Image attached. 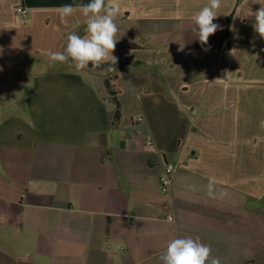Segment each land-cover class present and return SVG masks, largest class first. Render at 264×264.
<instances>
[{
  "label": "crops",
  "instance_id": "0c3cea01",
  "mask_svg": "<svg viewBox=\"0 0 264 264\" xmlns=\"http://www.w3.org/2000/svg\"><path fill=\"white\" fill-rule=\"evenodd\" d=\"M89 2L0 0V86L38 69L0 106V264H161L180 237L264 264V38L237 16L264 0H223L207 45L191 19L207 0H119L115 71L51 62L86 26L57 9Z\"/></svg>",
  "mask_w": 264,
  "mask_h": 264
},
{
  "label": "clouds",
  "instance_id": "9594fccd",
  "mask_svg": "<svg viewBox=\"0 0 264 264\" xmlns=\"http://www.w3.org/2000/svg\"><path fill=\"white\" fill-rule=\"evenodd\" d=\"M222 4L223 0H207V3L192 15V31L201 45H207L209 37L221 29V26L213 21L219 16L218 10ZM77 10L85 18V34L82 36L75 31L69 33L63 52L48 53L50 61L71 63L77 71L103 69L105 65L107 68L104 70L115 71L118 58L113 52L121 38L117 39L120 29L116 23L121 10L119 0H90L85 5H79L78 9L71 4L62 5L57 9L62 23H67L68 18ZM237 16L241 19L254 16V31L264 38V5L254 13ZM213 184L214 181L210 180L209 196H213ZM168 220L174 223L171 216ZM159 259L161 264H221L219 258L211 256L209 245L191 237L171 239Z\"/></svg>",
  "mask_w": 264,
  "mask_h": 264
},
{
  "label": "rangeland",
  "instance_id": "374dc122",
  "mask_svg": "<svg viewBox=\"0 0 264 264\" xmlns=\"http://www.w3.org/2000/svg\"><path fill=\"white\" fill-rule=\"evenodd\" d=\"M60 65V64H59ZM58 65V66H59ZM52 67H55V65H52ZM38 69H32L29 67H26L22 69L20 73H16L12 78V83L14 84L13 87H3L0 86V93L6 92L5 95H3L2 101H0V106L3 105V103L12 105L13 107H17L19 101H23L25 99L26 92L29 88V86L32 84V81L34 79V75L36 74ZM102 71V70H98ZM89 78V77H88ZM106 79L103 74L99 76V80ZM98 82L97 80H95ZM1 95V96H2Z\"/></svg>",
  "mask_w": 264,
  "mask_h": 264
},
{
  "label": "built area",
  "instance_id": "2783aa9c",
  "mask_svg": "<svg viewBox=\"0 0 264 264\" xmlns=\"http://www.w3.org/2000/svg\"><path fill=\"white\" fill-rule=\"evenodd\" d=\"M17 15L23 20H26L28 17L27 10L24 7H19L17 9ZM142 121H144V118L140 117L138 119V122H142ZM146 145L153 146L154 145L153 139L148 138L146 141ZM175 172H176V166L169 164V163L164 164V167H163V170L160 176V183H161L160 185H161V191L165 195L170 194L172 192ZM170 216L173 218V221H175L172 215H168L167 220Z\"/></svg>",
  "mask_w": 264,
  "mask_h": 264
},
{
  "label": "trees",
  "instance_id": "16d2710c",
  "mask_svg": "<svg viewBox=\"0 0 264 264\" xmlns=\"http://www.w3.org/2000/svg\"><path fill=\"white\" fill-rule=\"evenodd\" d=\"M230 21H231V17L228 19V24L230 25ZM85 27L86 26H83V27H81L79 30H77L76 32H77V34H79V35H84L85 34V31H84V29H85ZM227 34H228V31H227ZM133 46H135V45H133ZM116 66V65H115ZM89 67H91V64L89 65ZM107 68V65H105V66H103V69H95V70H86V71H98V70H104V69H106ZM109 83L107 82V84H106V86H107V88L109 89L110 87H109V85H108ZM110 90V89H109ZM120 103L116 100V114H115V116H114V118H115V120L116 121H118L119 120V118H120Z\"/></svg>",
  "mask_w": 264,
  "mask_h": 264
}]
</instances>
